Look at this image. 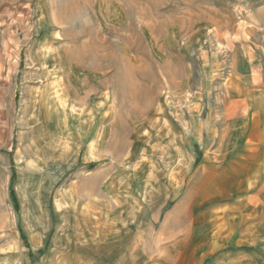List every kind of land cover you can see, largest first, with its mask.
Listing matches in <instances>:
<instances>
[{
	"label": "rangeland",
	"instance_id": "1",
	"mask_svg": "<svg viewBox=\"0 0 264 264\" xmlns=\"http://www.w3.org/2000/svg\"><path fill=\"white\" fill-rule=\"evenodd\" d=\"M253 197L264 0H0V264H259Z\"/></svg>",
	"mask_w": 264,
	"mask_h": 264
},
{
	"label": "crops",
	"instance_id": "2",
	"mask_svg": "<svg viewBox=\"0 0 264 264\" xmlns=\"http://www.w3.org/2000/svg\"><path fill=\"white\" fill-rule=\"evenodd\" d=\"M256 167H252V174H254L253 178L259 177V175H262V170L260 171V169H255ZM252 202H254V205L256 204V208L252 213H247V218H251V220L253 222H255L254 224L249 225L246 227V231H252L253 233L251 234L252 236L249 237L251 238L253 241L259 243L257 244V248H258V254L261 256H264V208L263 206L260 204L259 206V201L257 199V197H253ZM244 230V231H245ZM245 237L244 234L242 235V238ZM248 237V236H247ZM257 262L259 264H262L264 262V258L262 260H258Z\"/></svg>",
	"mask_w": 264,
	"mask_h": 264
},
{
	"label": "trees",
	"instance_id": "3",
	"mask_svg": "<svg viewBox=\"0 0 264 264\" xmlns=\"http://www.w3.org/2000/svg\"><path fill=\"white\" fill-rule=\"evenodd\" d=\"M13 178H14V175H13L12 179ZM11 194H12V197H13V200H14L15 208H17L18 207V199L15 198V194H13V191H11Z\"/></svg>",
	"mask_w": 264,
	"mask_h": 264
}]
</instances>
